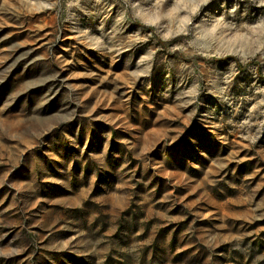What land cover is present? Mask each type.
<instances>
[{"label":"rangeland","instance_id":"obj_1","mask_svg":"<svg viewBox=\"0 0 264 264\" xmlns=\"http://www.w3.org/2000/svg\"><path fill=\"white\" fill-rule=\"evenodd\" d=\"M80 3L0 0V264H264V62L182 54L194 36L164 43L114 27L118 0ZM233 6L211 0L194 24L262 11Z\"/></svg>","mask_w":264,"mask_h":264},{"label":"clouds","instance_id":"obj_2","mask_svg":"<svg viewBox=\"0 0 264 264\" xmlns=\"http://www.w3.org/2000/svg\"><path fill=\"white\" fill-rule=\"evenodd\" d=\"M100 3L101 0H96ZM120 9L114 17V27L125 24L132 20L142 28L151 29L152 34L160 41L169 43L178 38L194 36L193 40L186 41L185 44L177 45L172 50L199 56L205 59H224L234 57L241 66H248L259 57L264 62V0H248V4L256 9L262 10L252 22L235 23L226 16L202 19L201 23L194 24L202 9L211 0H172L171 6L165 10L168 0H118ZM241 0H234L231 10L233 15L239 9ZM30 5L36 7L38 11L65 12L68 17H73L72 9L83 10L80 0H28ZM115 7V5H111ZM193 29L195 31H193ZM91 33L90 29L78 30ZM136 42H142L144 37L139 32L134 34ZM94 50L102 51L109 47L103 40L96 38L93 44ZM143 59V57L141 58ZM230 68H235L236 63L230 64ZM151 71L149 65L140 75H146ZM238 71L229 72L217 80L214 95L218 99L225 100L230 93V88L238 75ZM201 93L199 81L193 84L184 92L190 99L188 102H195ZM254 96H258L253 110L264 109V88H256Z\"/></svg>","mask_w":264,"mask_h":264}]
</instances>
